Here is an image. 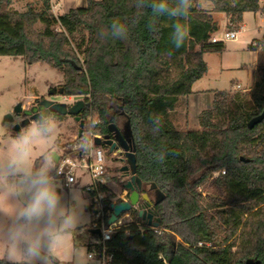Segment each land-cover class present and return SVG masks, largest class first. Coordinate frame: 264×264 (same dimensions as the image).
Segmentation results:
<instances>
[{
    "label": "trees",
    "instance_id": "1",
    "mask_svg": "<svg viewBox=\"0 0 264 264\" xmlns=\"http://www.w3.org/2000/svg\"><path fill=\"white\" fill-rule=\"evenodd\" d=\"M204 1L213 8H204ZM11 4L0 0V55L61 70L62 95L84 96V120L90 102L102 120L96 133L103 138H113L111 124L120 128L118 118L124 117L139 191L148 193L156 183L165 193L152 207L159 226L143 220L136 206L113 232L108 244L114 261L264 264V119L248 126L264 111V74L246 93L215 91L212 107L201 112L202 130H179L170 118L180 97L190 95L207 72L204 54L226 48V41H211L221 28L214 12L226 14L227 30H239L246 12L261 9L260 0H192L187 20H181L189 36L179 49L171 41L175 19L159 17L158 31H150L151 10H138L134 0H86L61 14L51 11V0H43L41 11L11 10ZM114 20L128 26L127 39L101 38ZM37 22L44 24L42 31L33 29ZM246 97L252 102L243 103ZM157 115L160 130L153 133L151 117ZM161 151L162 161L154 155ZM221 169L225 172L211 181L214 193L203 197L199 185ZM115 197L107 196V208Z\"/></svg>",
    "mask_w": 264,
    "mask_h": 264
},
{
    "label": "clouds",
    "instance_id": "2",
    "mask_svg": "<svg viewBox=\"0 0 264 264\" xmlns=\"http://www.w3.org/2000/svg\"><path fill=\"white\" fill-rule=\"evenodd\" d=\"M138 10L150 9V31H158L156 20L175 19L171 41L184 46L189 36L186 23L192 0H134ZM129 28L118 20L102 30L101 38L127 39ZM153 133L160 130L161 118L151 117ZM102 120L93 117L76 147L95 155L93 139ZM67 121L47 105L35 110L31 120L18 121V131L0 140V264H96L93 254L77 240L81 227L89 222L88 201L74 185L69 191L60 177L61 152L57 146L60 130ZM163 160V151L155 153ZM71 176V173L68 172Z\"/></svg>",
    "mask_w": 264,
    "mask_h": 264
},
{
    "label": "rangeland",
    "instance_id": "3",
    "mask_svg": "<svg viewBox=\"0 0 264 264\" xmlns=\"http://www.w3.org/2000/svg\"><path fill=\"white\" fill-rule=\"evenodd\" d=\"M84 5H86V0H51V11L54 14H61L72 7ZM260 5L261 9L257 13H245V19L238 30L237 38L227 40L225 50L204 54L208 65L207 72L193 84V92L190 95L180 97L177 106L170 113V118L177 129L202 130L200 115L203 110L212 107L215 91L231 90L233 93L243 94L262 79L264 74V0H260ZM29 8L41 11L43 0H12L10 6L11 10L21 12ZM33 29L36 32L42 31L44 24L37 22L33 25ZM226 30L225 25L222 24L220 31L214 35H223ZM64 80V73L46 62L29 65L21 56L0 55V140L18 131L14 127L18 121L31 120L35 114L34 109L39 108L45 99L66 103L69 109L75 108L79 101H84L83 95H77L79 98L72 100L64 96L49 95L53 87H62ZM243 100V103L247 104L252 102L250 97ZM18 105L22 106V113L16 112L15 108ZM30 110H32L31 114L25 113ZM58 116L61 120L67 121V126L60 130L57 146L61 154L73 155L74 144L79 142L76 138L79 137L80 122L71 113ZM93 117L97 118L94 114ZM90 120L91 118L88 117L85 120L84 132ZM118 124L127 137L129 127L125 118L120 116ZM104 151L109 189L116 197L124 196L126 194L125 183L131 175L121 170L125 162L120 155L116 154L117 152H112L107 147H104ZM222 170L214 171L213 177H210L207 183L199 185L198 189L202 191L203 197L214 193L211 181L222 173ZM61 181L64 183L62 179ZM86 181L88 177L78 178L74 186L84 193L89 206L90 198L84 189ZM67 191H69V186L65 185V192ZM88 206L86 213L89 216V222L81 227L77 235L78 242L87 252L88 244L93 239L89 232L92 215ZM124 215L121 216L123 222L129 218ZM96 264H98L97 261Z\"/></svg>",
    "mask_w": 264,
    "mask_h": 264
},
{
    "label": "built area",
    "instance_id": "4",
    "mask_svg": "<svg viewBox=\"0 0 264 264\" xmlns=\"http://www.w3.org/2000/svg\"><path fill=\"white\" fill-rule=\"evenodd\" d=\"M237 33L238 30H226L223 35H213L211 41L217 42L233 40L237 38ZM195 50L199 51L200 47H197ZM64 97L66 98V96ZM67 98L72 100L78 99L79 96H68ZM88 106L90 108L88 118L92 119L93 114L90 102H88ZM81 136L79 135V137L76 139L80 140ZM96 138H100L103 142L107 140V138H103L102 135L96 133L93 139V147L99 149V151L95 155L92 154L91 150L88 153L79 150L76 147L78 142H75L74 144L73 155L61 154L60 166L65 171V173L61 175L60 178L64 181L66 186H70L72 185V179L77 181L78 178L88 177V181L84 183V189L90 198L88 206L92 215L90 228L101 230V234H97L90 241L88 253L93 254L94 259L98 262V264H118L114 261V254L110 252L108 242L111 240L113 232L117 228L123 226L124 222L122 221L123 217L121 216L125 214L124 216L130 217L131 210L123 213L115 222L111 224H109V219L113 212L112 204L129 200L130 190L126 188V194L124 196L114 198L110 204V208H107L106 198L112 192L109 189L107 182L106 156L104 146L102 144H97ZM105 144H107L111 149V144ZM112 152H117L116 154L120 155L122 160L125 158L124 150L122 148H115ZM68 172L71 173V176L68 174ZM224 172L225 170L223 169L222 173Z\"/></svg>",
    "mask_w": 264,
    "mask_h": 264
},
{
    "label": "water",
    "instance_id": "5",
    "mask_svg": "<svg viewBox=\"0 0 264 264\" xmlns=\"http://www.w3.org/2000/svg\"><path fill=\"white\" fill-rule=\"evenodd\" d=\"M62 93H63V87H59V88L53 87L49 91L50 96L62 95ZM42 105H47L49 108L53 109L55 112H58L61 114H67V113L73 114L76 120L80 122L79 135L81 136L83 134L85 120L81 118L80 112L85 107V101L83 100L79 101L78 105L73 109H69L66 103L53 101L51 99H45L41 103V106ZM39 108H36L34 110H37ZM15 110L18 113L23 112V108L21 105H18L15 108ZM25 113L31 114L32 110L25 111ZM263 119H264V111L261 114L253 117L248 122L249 128H253L257 123L261 122ZM110 127H111V130L114 131L115 133L114 139L112 138L104 142L111 144L112 151L115 148L117 149L122 148L124 150L125 158H123V161L125 162V165L122 166L121 170L126 172L127 174H130L131 178L125 183V188L130 190L129 200L112 204L113 212L110 216L109 224L115 222L119 216H121L125 212L130 211L133 207L139 206L140 207L139 216L143 220L147 221L149 225L157 227L160 225V218L153 214L152 208H149V209L141 208V205H143L141 203L142 200L145 201L144 203L151 205V199L147 193L141 194V192L139 191V188L142 186V181L139 179V177L136 174L137 162H136L135 151L129 150V146H128L127 139H126L128 138V136L125 138L123 136V133L121 132V129L115 124H111ZM17 129L19 130V127H17ZM102 142L103 141L100 138H96L97 144H102ZM241 158L243 159L244 157H241ZM152 188H156L155 203L162 201L165 197V193L161 189L157 188L156 183L152 184ZM90 232L93 234H98V235L101 234L100 229H90Z\"/></svg>",
    "mask_w": 264,
    "mask_h": 264
},
{
    "label": "crops",
    "instance_id": "6",
    "mask_svg": "<svg viewBox=\"0 0 264 264\" xmlns=\"http://www.w3.org/2000/svg\"><path fill=\"white\" fill-rule=\"evenodd\" d=\"M202 6H203L204 8H206V9H209V10H211V9L213 8L212 3H211V2H208V1H204V2L202 3ZM72 8H73V7H72ZM223 14H224V15H223ZM214 16H215V18L219 21L220 26L223 24V25H225V27H226V24H227L228 18H227V16H226L225 13H222V12H214ZM220 16H221V17H220ZM256 17H257V15H256ZM256 19H257V18H256Z\"/></svg>",
    "mask_w": 264,
    "mask_h": 264
},
{
    "label": "flooded vegetation",
    "instance_id": "7",
    "mask_svg": "<svg viewBox=\"0 0 264 264\" xmlns=\"http://www.w3.org/2000/svg\"><path fill=\"white\" fill-rule=\"evenodd\" d=\"M41 106V105H40ZM121 129V132H122V128L120 127ZM123 133V132H122ZM123 136L126 138V136L124 135L123 133ZM131 178V176L129 177V179ZM137 187V185H136ZM148 195L151 199V205H148L147 203H142L143 205H141V208H146V209H149V208H152L154 203H155V197H156V188H152V186L149 188V192H148Z\"/></svg>",
    "mask_w": 264,
    "mask_h": 264
}]
</instances>
